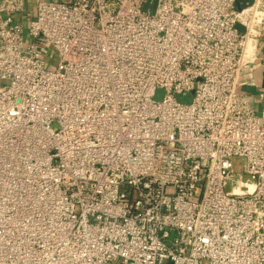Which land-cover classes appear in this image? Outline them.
<instances>
[{
    "label": "built area",
    "instance_id": "1",
    "mask_svg": "<svg viewBox=\"0 0 264 264\" xmlns=\"http://www.w3.org/2000/svg\"><path fill=\"white\" fill-rule=\"evenodd\" d=\"M236 1L0 0V264H264Z\"/></svg>",
    "mask_w": 264,
    "mask_h": 264
},
{
    "label": "crops",
    "instance_id": "2",
    "mask_svg": "<svg viewBox=\"0 0 264 264\" xmlns=\"http://www.w3.org/2000/svg\"><path fill=\"white\" fill-rule=\"evenodd\" d=\"M254 0H243L239 9L250 6ZM261 56L264 57V39L262 40ZM254 90L251 95V103L259 112L264 111V68H259L254 73V81L248 86Z\"/></svg>",
    "mask_w": 264,
    "mask_h": 264
},
{
    "label": "rangeland",
    "instance_id": "3",
    "mask_svg": "<svg viewBox=\"0 0 264 264\" xmlns=\"http://www.w3.org/2000/svg\"><path fill=\"white\" fill-rule=\"evenodd\" d=\"M242 2H243V0H237L236 1V7L237 8L241 7L240 5L243 4ZM241 91H244V92L246 91L248 93L254 92V90L252 88H249V87L242 88ZM162 97H163V90H159L158 94L156 96V99L161 100ZM192 98H193L192 94H188L186 96L178 95V97H177V99L182 103H190L192 101ZM237 162H239V160Z\"/></svg>",
    "mask_w": 264,
    "mask_h": 264
}]
</instances>
